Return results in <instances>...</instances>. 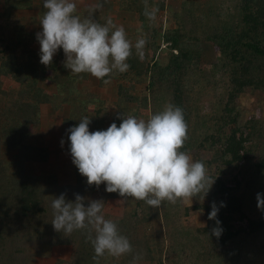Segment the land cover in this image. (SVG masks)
<instances>
[{
    "label": "trees",
    "instance_id": "trees-1",
    "mask_svg": "<svg viewBox=\"0 0 264 264\" xmlns=\"http://www.w3.org/2000/svg\"><path fill=\"white\" fill-rule=\"evenodd\" d=\"M75 2L82 18L89 5L102 4L94 18L103 24L111 17L133 44L143 36L144 58L133 47L128 71H114L108 84L72 74L62 48L45 66L37 40L44 0H0V264H34L61 245L70 256L54 264H131L137 254L136 264H246V248L264 242L257 201L264 194V0H147L158 9L155 20L144 16L145 0ZM206 45L216 50L208 67L201 63ZM166 104L184 113L180 150L203 161L215 180L205 197L153 208L107 192L106 184L89 186L76 166L69 179L58 174L53 129L63 128L68 148V129L84 117L94 132L119 126L124 114L147 120ZM62 194L69 201L80 194L85 206L102 200V214L132 252L93 259L88 229L55 231L51 203ZM213 202L216 220L208 218ZM217 220L219 238L212 234Z\"/></svg>",
    "mask_w": 264,
    "mask_h": 264
},
{
    "label": "clouds",
    "instance_id": "clouds-1",
    "mask_svg": "<svg viewBox=\"0 0 264 264\" xmlns=\"http://www.w3.org/2000/svg\"><path fill=\"white\" fill-rule=\"evenodd\" d=\"M37 33L40 44V62L51 65L54 55L63 49L64 66L72 74L89 73L110 83L105 77L114 71L124 73L130 65L128 58L135 48L136 55L144 58L146 39L138 36L135 44L128 38L125 28L117 25L111 17L105 23L94 18V13L103 7L96 3L88 6V14L77 13L75 0H44ZM158 9L144 3V16L156 19ZM119 126L114 122L106 130L90 131L91 119L84 117L78 125L68 129L70 153L79 173L87 178L89 186L106 184V191L117 192L121 197L146 202L159 208L162 202L175 204L207 195L215 180L207 175L203 161L180 149L187 139V123L182 108L166 104L162 111L152 114L147 120L125 114ZM64 141H61L63 145ZM203 197V199H204ZM85 197L76 194L74 201L65 195L55 197L51 203L54 230L65 236L74 230L88 229V239L94 248V257L106 252L119 258L132 252L126 236L119 233L117 224L105 219L102 214L104 202L90 200L85 206ZM258 207L264 210V194H257ZM218 207L212 204L210 220H216ZM212 229L219 238L223 229ZM92 232L95 236H92ZM140 259L137 254L131 264Z\"/></svg>",
    "mask_w": 264,
    "mask_h": 264
},
{
    "label": "rangeland",
    "instance_id": "rangeland-1",
    "mask_svg": "<svg viewBox=\"0 0 264 264\" xmlns=\"http://www.w3.org/2000/svg\"><path fill=\"white\" fill-rule=\"evenodd\" d=\"M166 5H171L172 0H164ZM31 29V28H30ZM33 29V27H32ZM37 28L35 27V30ZM42 28H39L41 30ZM215 48H212L211 46L208 47L207 45L202 48V59L201 63L208 67L212 62H214V56H215ZM92 88H94V84L90 83ZM49 122L47 117L43 115L42 121H41V129L45 130L46 124ZM55 123V122H54ZM56 126H59L58 123H55ZM64 131L63 128L60 127L59 129H53L48 133V137L52 140V148L56 150V154L58 156V159H56V166L58 165V174L62 176L63 178H71L73 175V166L75 164L73 163V159L70 153V146L67 148L65 145V142L63 145L61 144V141H64V135L62 134ZM56 158V155L54 156ZM111 207L107 210L112 209V207L115 209V206L113 204L110 205ZM106 210V211H107ZM111 211V210H110ZM114 211V210H113ZM193 216L187 219V223L189 226L193 224ZM246 251L248 252L246 255V264H253L255 262V258L259 257L262 258L264 261V242L258 247L251 244L248 249L246 248ZM70 256V247L66 246H56L53 248L52 256L47 258L38 257L35 259L34 264H54L56 260H67ZM255 257V258H254ZM260 264H264V262H261Z\"/></svg>",
    "mask_w": 264,
    "mask_h": 264
}]
</instances>
